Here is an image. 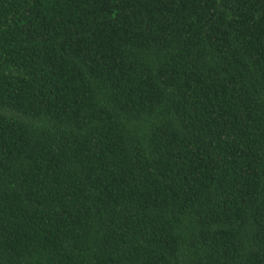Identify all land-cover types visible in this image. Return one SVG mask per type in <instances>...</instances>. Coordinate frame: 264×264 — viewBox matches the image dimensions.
<instances>
[{
  "label": "trees",
  "instance_id": "obj_1",
  "mask_svg": "<svg viewBox=\"0 0 264 264\" xmlns=\"http://www.w3.org/2000/svg\"><path fill=\"white\" fill-rule=\"evenodd\" d=\"M0 264H264V0H0Z\"/></svg>",
  "mask_w": 264,
  "mask_h": 264
}]
</instances>
